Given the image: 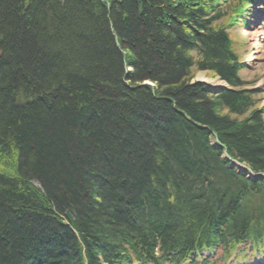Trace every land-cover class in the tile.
Returning <instances> with one entry per match:
<instances>
[{"label":"trees","instance_id":"trees-1","mask_svg":"<svg viewBox=\"0 0 264 264\" xmlns=\"http://www.w3.org/2000/svg\"><path fill=\"white\" fill-rule=\"evenodd\" d=\"M214 1L0 0V264H129L154 240L209 244L240 207L262 216L261 178L221 156L264 174Z\"/></svg>","mask_w":264,"mask_h":264},{"label":"rangeland","instance_id":"rangeland-1","mask_svg":"<svg viewBox=\"0 0 264 264\" xmlns=\"http://www.w3.org/2000/svg\"><path fill=\"white\" fill-rule=\"evenodd\" d=\"M232 1L233 0H215L210 9V13H214L217 8L223 12L224 16L217 20V25L224 26L227 29L231 39L232 49H234L240 60L241 65L238 71L239 78L243 83V89L249 92L251 91V101L255 102L250 109H257L258 112L262 113L264 118V57L261 59L254 58V50L251 47L252 33H254L255 30L264 31V0H255L253 4L243 3L240 8ZM228 2L231 3L232 10H226L224 8V4ZM259 35H261V33H259L258 36ZM193 74L192 80L202 81L207 89L211 88L210 84L212 81L217 84V86L213 88L219 89L218 91H221L223 89L222 87L228 86L224 80L211 74L209 70H197L194 71ZM145 83L151 86L153 85L152 82L145 81ZM248 111L246 110L244 113L247 114ZM211 138L212 136L209 139V144L218 148V142L216 140H211ZM221 156L225 158V152H222ZM232 163L237 168L246 171L250 176H253L255 173L250 171V169L242 163H237L234 160ZM0 172L5 174L11 173V167L6 159H0ZM258 175H260L261 180L264 182V175L259 173L256 174V176ZM34 184L36 183L34 182ZM218 254L219 252H217L215 256H218ZM235 259L236 258H234L233 263L240 264L239 258L238 260Z\"/></svg>","mask_w":264,"mask_h":264},{"label":"bare ground","instance_id":"bare-ground-1","mask_svg":"<svg viewBox=\"0 0 264 264\" xmlns=\"http://www.w3.org/2000/svg\"><path fill=\"white\" fill-rule=\"evenodd\" d=\"M215 10H219V8H217ZM259 33H261V35L258 36ZM251 47L254 50L253 51L254 58L261 59V58L264 57V31L255 30L254 33H252ZM216 86H217V84L216 83H213V81H212L211 84H210V87H211L210 90H213V87L215 88ZM211 140H214L215 141L216 138L215 137H212Z\"/></svg>","mask_w":264,"mask_h":264},{"label":"water","instance_id":"water-1","mask_svg":"<svg viewBox=\"0 0 264 264\" xmlns=\"http://www.w3.org/2000/svg\"><path fill=\"white\" fill-rule=\"evenodd\" d=\"M215 90H211V92H214Z\"/></svg>","mask_w":264,"mask_h":264}]
</instances>
